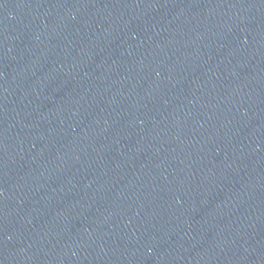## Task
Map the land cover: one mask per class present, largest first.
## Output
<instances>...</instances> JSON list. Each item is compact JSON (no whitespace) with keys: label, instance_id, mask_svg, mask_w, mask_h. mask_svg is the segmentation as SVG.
I'll list each match as a JSON object with an SVG mask.
<instances>
[{"label":"water","instance_id":"1","mask_svg":"<svg viewBox=\"0 0 264 264\" xmlns=\"http://www.w3.org/2000/svg\"><path fill=\"white\" fill-rule=\"evenodd\" d=\"M0 264H264V0H0Z\"/></svg>","mask_w":264,"mask_h":264}]
</instances>
